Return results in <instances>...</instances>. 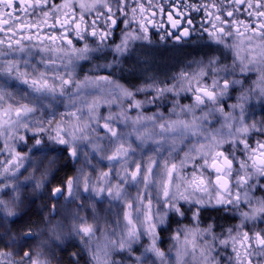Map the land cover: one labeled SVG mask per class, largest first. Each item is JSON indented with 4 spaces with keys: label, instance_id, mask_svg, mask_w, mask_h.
<instances>
[{
    "label": "clouds",
    "instance_id": "clouds-1",
    "mask_svg": "<svg viewBox=\"0 0 264 264\" xmlns=\"http://www.w3.org/2000/svg\"><path fill=\"white\" fill-rule=\"evenodd\" d=\"M0 264H264V0H0Z\"/></svg>",
    "mask_w": 264,
    "mask_h": 264
}]
</instances>
